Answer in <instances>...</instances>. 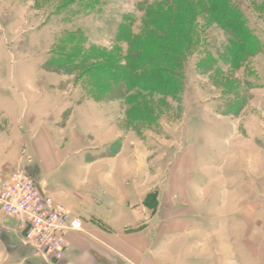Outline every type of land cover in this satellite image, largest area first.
<instances>
[{
  "label": "rangeland",
  "instance_id": "1",
  "mask_svg": "<svg viewBox=\"0 0 264 264\" xmlns=\"http://www.w3.org/2000/svg\"><path fill=\"white\" fill-rule=\"evenodd\" d=\"M235 1L262 45L240 69L220 57L227 35L195 9L196 0H97L93 8H86L81 0H0V110L11 116L21 111L37 114L35 104L48 100L69 101L71 105L84 101L96 106L103 132L115 139L101 151L74 154L86 159L110 157L130 142L136 150L124 149L122 154L150 160L151 175L221 179L240 171L257 182L258 178L264 181V0ZM144 9L150 11L144 13ZM147 14L155 17H149L150 23L143 21ZM122 25L137 33L146 47L156 43L175 46L176 40L183 38L178 49L187 57L175 94L141 89L126 92L109 76L100 75L104 67L123 63L137 52L119 40ZM188 35L191 46L183 37ZM75 41L82 42V50L89 52L82 63L75 68L63 61L57 63L70 54L68 46H61ZM59 54L62 57L57 59ZM96 77L100 82H95ZM235 102L238 105L229 107ZM0 125H4L3 118ZM69 129L67 135L54 136L56 151L61 154L68 152L66 139L79 138L77 129ZM5 137L8 143L10 138ZM32 147L31 136H24L22 166H15L0 183L14 172L31 175L33 169L23 165L39 162ZM16 149L20 153L19 141ZM70 169L63 165L54 172L48 170L47 177L51 183L67 186L72 183ZM251 181L248 178V191L255 187L264 191V182L260 186ZM222 186L216 185V194Z\"/></svg>",
  "mask_w": 264,
  "mask_h": 264
},
{
  "label": "crops",
  "instance_id": "2",
  "mask_svg": "<svg viewBox=\"0 0 264 264\" xmlns=\"http://www.w3.org/2000/svg\"><path fill=\"white\" fill-rule=\"evenodd\" d=\"M35 106L37 114L0 110V180L22 166V139L30 135L39 162L23 167L33 169L38 188L57 206L81 221L80 230L64 231V255L56 264H264V191L247 189L248 178L262 186L261 178L240 171L221 179L151 175L150 160L122 154L124 147L110 157L86 159L74 153L101 151L115 139L103 132L96 106L62 100ZM73 127L79 138L65 140L66 154L57 152L54 136ZM132 145L127 142L125 150L134 152ZM63 165L71 168L72 183H51L48 170ZM218 183L224 186L216 194ZM0 229V264H46L22 242L20 221L0 215Z\"/></svg>",
  "mask_w": 264,
  "mask_h": 264
},
{
  "label": "trees",
  "instance_id": "3",
  "mask_svg": "<svg viewBox=\"0 0 264 264\" xmlns=\"http://www.w3.org/2000/svg\"><path fill=\"white\" fill-rule=\"evenodd\" d=\"M81 1L85 2L84 5L86 8L96 7L97 4V0ZM196 1L198 4L195 5V9H199V12L204 15L205 20L215 23L227 35L223 52L219 55L231 67L240 69L249 61V58L260 52L262 45L259 38L248 26L246 13L235 0ZM148 11L150 10L144 9V13H148ZM197 11L195 10L194 12ZM147 16L143 20L144 23H150L152 19L149 17L155 18L151 14H147ZM120 30L119 40L125 42L129 47L136 49L137 52L135 56L130 59L128 58L129 60L126 59L123 63H113L104 67L100 75L109 76V80L114 83H119L117 84L119 90L126 92L132 89H141L150 92H159L165 95L175 94L177 88H179V81L182 78L180 68L187 57L184 51L178 49L180 48V41L183 38L179 42L176 40L174 43L176 44L175 46L156 43L149 44L146 47L144 41L131 28H126L122 25L120 26ZM183 37L188 42V46H191L192 38L189 35ZM186 37L188 38L186 39ZM68 38L70 39L71 35ZM82 44L79 41L65 42L61 47L67 48L68 46L70 54L63 60L58 59L62 55H56L59 60L57 63L62 64L63 61L71 68L78 67L89 53L88 51L85 52L82 50ZM181 49H183V46ZM208 55L206 56V60L211 62L212 58ZM98 79L96 77L97 81L95 82H100V79ZM236 104V102L230 104L229 107L231 105L236 106Z\"/></svg>",
  "mask_w": 264,
  "mask_h": 264
},
{
  "label": "built area",
  "instance_id": "4",
  "mask_svg": "<svg viewBox=\"0 0 264 264\" xmlns=\"http://www.w3.org/2000/svg\"><path fill=\"white\" fill-rule=\"evenodd\" d=\"M2 213L20 220L25 231L22 242L33 248L46 264H56L62 257L64 231L81 228V221L44 194L33 176L19 171L0 183Z\"/></svg>",
  "mask_w": 264,
  "mask_h": 264
}]
</instances>
